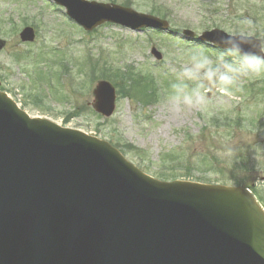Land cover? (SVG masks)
Returning a JSON list of instances; mask_svg holds the SVG:
<instances>
[{
	"label": "water",
	"instance_id": "95a60500",
	"mask_svg": "<svg viewBox=\"0 0 264 264\" xmlns=\"http://www.w3.org/2000/svg\"><path fill=\"white\" fill-rule=\"evenodd\" d=\"M53 1L88 31L168 29L118 6ZM224 35L200 40L224 48ZM21 39L33 42V29ZM94 95L110 117L114 88L100 82ZM0 264H264V212L243 188L153 180L108 143L32 120L0 93Z\"/></svg>",
	"mask_w": 264,
	"mask_h": 264
},
{
	"label": "rangeland",
	"instance_id": "374dc122",
	"mask_svg": "<svg viewBox=\"0 0 264 264\" xmlns=\"http://www.w3.org/2000/svg\"><path fill=\"white\" fill-rule=\"evenodd\" d=\"M98 3L130 5L150 14L161 8L168 15L171 29H189L197 34L220 29L234 35L264 40V0H95ZM128 4V5H127ZM65 9L50 0H0V88L33 116L48 118L68 128L78 129L119 145L126 157L146 172L159 169L162 156L176 160L169 170L183 177L195 175L229 186L258 185L264 191V97L253 100L247 85L264 76L242 78L232 96H221L207 81L181 77L192 58L200 54L218 58V51L169 33L132 32L114 25H103L87 33L66 16ZM36 30L32 44L22 43L19 34L25 25ZM157 49L163 60L151 54ZM49 51L52 59L63 61L55 68L62 77H53L52 90L41 87L36 104L28 97V76L16 54ZM28 64V61L26 62ZM91 63L108 67H134L142 72L165 73L168 91L153 106L117 97L115 113L104 119L93 109V91L102 79L90 72ZM66 70V71H65ZM198 83L200 103L188 106L171 103L173 85H184L191 92ZM249 83V84H248ZM26 87V89L24 88ZM170 88L172 92H170ZM251 91V88H250ZM77 111L74 113V111ZM168 156V157H167ZM163 169V168H162Z\"/></svg>",
	"mask_w": 264,
	"mask_h": 264
},
{
	"label": "clouds",
	"instance_id": "9594fccd",
	"mask_svg": "<svg viewBox=\"0 0 264 264\" xmlns=\"http://www.w3.org/2000/svg\"><path fill=\"white\" fill-rule=\"evenodd\" d=\"M221 42L227 46L220 50L216 61L203 54L194 56L191 66L185 67L180 74L182 78L207 81L210 87L205 88L203 83H198L195 89L186 92L184 85H173L176 91L169 98L171 103L178 105L183 102L190 107L199 104L201 88H215L221 96H232L242 78L264 76V40H260L258 45L252 44L249 37L240 32L224 35Z\"/></svg>",
	"mask_w": 264,
	"mask_h": 264
},
{
	"label": "trees",
	"instance_id": "16d2710c",
	"mask_svg": "<svg viewBox=\"0 0 264 264\" xmlns=\"http://www.w3.org/2000/svg\"><path fill=\"white\" fill-rule=\"evenodd\" d=\"M154 14L163 16L159 10L154 12ZM16 57H19V55H16ZM21 58L25 57L21 56ZM108 66L109 65H105L104 67L99 68V65L95 63L92 64L91 68L93 72L99 71L101 78L111 81L118 89V94L120 97L129 98L136 101V103L140 102L144 105L155 104L154 101H156L159 97L155 88V81L149 74H139L135 69L132 68L120 69ZM33 84L34 83L32 82V86H35ZM252 88V93H255L256 96H261L259 93L264 91V79L261 81H256L252 85ZM160 161H162L160 165H158L160 170L152 172L155 177L163 181L186 179L177 173L179 170H169V168H165L168 167V165L165 164V161H167L171 166H174L177 162L176 160L173 159V161H170L165 156H162ZM194 180L198 182L206 181L205 179L201 178H195Z\"/></svg>",
	"mask_w": 264,
	"mask_h": 264
}]
</instances>
